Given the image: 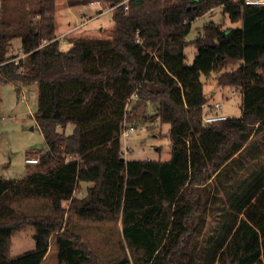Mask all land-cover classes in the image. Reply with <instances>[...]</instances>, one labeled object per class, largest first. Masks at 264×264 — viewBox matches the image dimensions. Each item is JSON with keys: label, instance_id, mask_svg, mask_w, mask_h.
I'll return each instance as SVG.
<instances>
[{"label": "trees", "instance_id": "1", "mask_svg": "<svg viewBox=\"0 0 264 264\" xmlns=\"http://www.w3.org/2000/svg\"><path fill=\"white\" fill-rule=\"evenodd\" d=\"M0 1V86L36 83L34 116L46 144L38 169L20 179L0 175V264H41L52 234L58 264H97L68 231L73 216L120 221L125 252L111 264H199L194 221L204 209L201 190L242 151L254 125L264 130V4L100 0L115 6L112 36L70 38L62 49L55 0H36L32 12L16 3L9 17L8 0ZM215 6L242 26L224 28L209 19L188 39L193 20ZM15 37L23 56L12 50ZM188 44L196 46L191 64L185 63ZM212 73L219 85L239 88L240 116L202 120L208 100L201 76ZM133 91L139 97L130 110L155 103L154 117L169 124L166 160L121 159L120 132ZM83 181L92 184L76 195ZM28 197L46 198L49 210L27 214L13 205ZM237 207L242 215L226 231L216 263L264 264V183ZM27 226L34 247L11 255V237Z\"/></svg>", "mask_w": 264, "mask_h": 264}, {"label": "rangeland", "instance_id": "2", "mask_svg": "<svg viewBox=\"0 0 264 264\" xmlns=\"http://www.w3.org/2000/svg\"><path fill=\"white\" fill-rule=\"evenodd\" d=\"M36 2V0L19 2L8 0L4 8L5 11L7 9L6 13L9 17L14 4L18 3L24 11L32 12L36 7L34 4ZM61 2L62 0H59V5ZM102 5L104 8L108 7L104 3ZM102 18L108 25L104 31L98 32L97 36L111 37L114 24L112 13L108 12ZM209 19L221 23L224 28L242 26L241 20L231 21L220 6H215L193 20L187 38H193ZM20 45V38H13L12 50L16 51L19 56H23V53L19 51ZM61 45L64 47L65 44ZM195 54L196 46L188 44L184 48L185 63L191 64ZM214 77L215 73L207 77L201 76L203 92L207 100L221 101L223 113L227 116H240L239 88L221 86ZM37 99L36 83L20 85L19 88L10 82L0 86V175L3 178L20 179L38 169L36 163L25 161L27 157L38 158L39 154L46 149L43 134L34 116L37 110ZM156 108L157 105L152 102H146L132 110L129 106L126 120L135 125V131L126 140V146L130 152L125 158L166 160L170 157L169 124L161 123L154 117ZM71 129L72 126L68 125L67 131L70 132ZM123 143L122 139V145ZM263 180L264 130L254 125L248 142L238 156L223 168L215 180L201 190V202L204 209L194 221L197 227L195 235L199 248V264H218L216 258L219 245L226 236V229L229 227L227 221L231 219L224 217V214L230 213L232 206L236 214L237 205L245 202ZM90 184L89 181L80 182L75 188V194L84 195ZM210 201H212L211 204ZM67 204V201L63 202L64 206ZM13 205L18 206L20 211L27 214L45 213L49 210L48 200L42 197L23 198L15 201ZM33 231L31 226H27L11 237V255L34 247ZM68 231L79 235L86 248L95 255L97 264H111L124 255L126 242L122 237L120 221L83 222L73 216L69 221ZM125 249L129 252L128 248ZM56 253L55 234H52L49 250L41 264H58ZM262 259L264 262V255Z\"/></svg>", "mask_w": 264, "mask_h": 264}, {"label": "crops", "instance_id": "3", "mask_svg": "<svg viewBox=\"0 0 264 264\" xmlns=\"http://www.w3.org/2000/svg\"><path fill=\"white\" fill-rule=\"evenodd\" d=\"M59 6H60V10H58ZM108 12L112 13V19H113L114 8L111 7L104 8L102 3H96V2L82 3L74 0H62L61 5H59V0H55L54 33L60 41V47L62 49H66L69 46V39L74 37L101 38V36H97V35L98 32L104 31L106 25H108L106 23V20L102 18ZM61 44H65L64 47ZM19 51L21 52L20 48ZM239 153L234 154V156L229 161H227L219 169V171L211 178L210 182L215 180L216 177L222 172L223 168L229 165L234 160V158L238 156ZM260 183L261 184L264 183V180L261 181ZM81 195L83 194L81 193ZM211 202L212 201H210L209 203L211 204ZM208 209H210V207H208ZM233 209L234 208L232 206L231 212L224 214V217L231 218L229 221H227L229 227L234 226V224L238 221V219L242 215V212L238 210H237L238 212L235 214V211ZM228 228L226 229V231L228 230ZM12 255H16V254H12Z\"/></svg>", "mask_w": 264, "mask_h": 264}, {"label": "built area", "instance_id": "4", "mask_svg": "<svg viewBox=\"0 0 264 264\" xmlns=\"http://www.w3.org/2000/svg\"><path fill=\"white\" fill-rule=\"evenodd\" d=\"M245 4H264V0H243ZM91 2L96 3H102L100 0H94ZM128 0H123L122 3L126 4ZM115 6H112L111 8H114ZM125 8L127 6L125 5ZM212 9V8H210ZM47 42V40H44L43 43ZM24 55V54H23ZM235 93V92H233ZM138 93L137 91H133L126 100L125 109L129 108L131 103L138 99ZM201 112H202V120L204 122H213L217 120H221L226 118V114L223 113V105L221 101H206L201 105ZM135 131V125L132 123L127 122L126 119H124L120 137L123 139L124 143L121 149V154L123 157H126L127 154L130 152L129 149L126 146V140L132 135V133ZM26 162L29 163H35L38 161V158L35 157H27L25 159Z\"/></svg>", "mask_w": 264, "mask_h": 264}, {"label": "water", "instance_id": "5", "mask_svg": "<svg viewBox=\"0 0 264 264\" xmlns=\"http://www.w3.org/2000/svg\"><path fill=\"white\" fill-rule=\"evenodd\" d=\"M139 102H141V100H139ZM121 159H125V157L122 156Z\"/></svg>", "mask_w": 264, "mask_h": 264}]
</instances>
